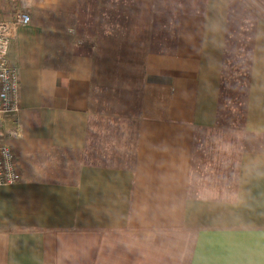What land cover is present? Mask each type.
I'll list each match as a JSON object with an SVG mask.
<instances>
[{
  "label": "crops",
  "instance_id": "1",
  "mask_svg": "<svg viewBox=\"0 0 264 264\" xmlns=\"http://www.w3.org/2000/svg\"><path fill=\"white\" fill-rule=\"evenodd\" d=\"M196 1L162 50L154 0L132 17L128 0H0L22 175L0 187V264H264V23L231 123L230 0Z\"/></svg>",
  "mask_w": 264,
  "mask_h": 264
},
{
  "label": "rangeland",
  "instance_id": "2",
  "mask_svg": "<svg viewBox=\"0 0 264 264\" xmlns=\"http://www.w3.org/2000/svg\"><path fill=\"white\" fill-rule=\"evenodd\" d=\"M136 1L128 0L127 14L129 17L134 15L136 4L139 6ZM196 3V0H154V6L150 9L146 6L148 2L139 7V9L142 10L143 8L145 10V15L156 16L157 23L155 22L154 30L157 31L156 27H160V32L154 35L156 36L155 39L161 42L162 50L167 48V41L173 37L177 22L182 15L200 12L204 9L203 7H195ZM116 4L119 6V3H115L113 4L115 8L117 7ZM234 5L231 17L229 7L228 20H230V28L228 27L229 30L227 29L228 39L226 40L227 54L224 79L226 99L230 100L226 102L229 107L224 105L222 107L225 112L229 110L233 112L235 111L234 108H238L233 117L225 116L224 119L227 121L231 120V123H234L233 120L235 119L240 123L244 113L246 84L255 30L259 24L264 23V0H234ZM117 9L120 10V8ZM123 12H126L125 8H123ZM164 45L165 47L163 48ZM231 125L227 124L226 126ZM228 131L229 133L225 134V144L229 143L230 135L231 137L233 135L231 130L228 129ZM202 141L199 140V143ZM231 148L230 150H232ZM226 150L227 152L230 151L229 149Z\"/></svg>",
  "mask_w": 264,
  "mask_h": 264
},
{
  "label": "built area",
  "instance_id": "3",
  "mask_svg": "<svg viewBox=\"0 0 264 264\" xmlns=\"http://www.w3.org/2000/svg\"><path fill=\"white\" fill-rule=\"evenodd\" d=\"M31 18L22 14L17 24H29ZM12 25L0 22V187L14 186L22 175L15 152L2 136L4 117L21 111L19 72L8 58Z\"/></svg>",
  "mask_w": 264,
  "mask_h": 264
},
{
  "label": "trees",
  "instance_id": "4",
  "mask_svg": "<svg viewBox=\"0 0 264 264\" xmlns=\"http://www.w3.org/2000/svg\"><path fill=\"white\" fill-rule=\"evenodd\" d=\"M230 2H231V5H230V17H231V12H232V10H233L235 5H234V0H230ZM229 21L230 20H228V27L230 28ZM263 22H264V20H263ZM227 39H228V37H226V40ZM226 50H227V48H226ZM225 65H226V56H225V63H224V70H223V82H222V88H221L220 115L227 116V117H233L234 114L238 111V108L237 109L234 108L235 111H233V112L232 111L230 112V110L228 112H225L223 110V107H222L223 105L226 106V107H229L228 104L226 105V102H228V100H230V99H226L227 94H226V88H225V82H224V79H225ZM232 100H234V99L232 98ZM245 103H246V94H245ZM244 110H245V106H244Z\"/></svg>",
  "mask_w": 264,
  "mask_h": 264
}]
</instances>
